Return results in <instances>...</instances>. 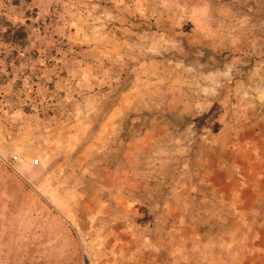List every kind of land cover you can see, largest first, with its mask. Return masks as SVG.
<instances>
[{
	"label": "rangeland",
	"instance_id": "374dc122",
	"mask_svg": "<svg viewBox=\"0 0 264 264\" xmlns=\"http://www.w3.org/2000/svg\"><path fill=\"white\" fill-rule=\"evenodd\" d=\"M0 264H264V0H0Z\"/></svg>",
	"mask_w": 264,
	"mask_h": 264
},
{
	"label": "built area",
	"instance_id": "2783aa9c",
	"mask_svg": "<svg viewBox=\"0 0 264 264\" xmlns=\"http://www.w3.org/2000/svg\"><path fill=\"white\" fill-rule=\"evenodd\" d=\"M13 160L17 161V162H19V161L21 162V160L19 158H17V157H14Z\"/></svg>",
	"mask_w": 264,
	"mask_h": 264
}]
</instances>
